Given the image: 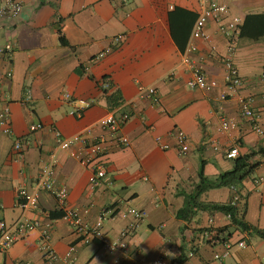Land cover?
I'll return each mask as SVG.
<instances>
[{
	"label": "crops",
	"instance_id": "1",
	"mask_svg": "<svg viewBox=\"0 0 264 264\" xmlns=\"http://www.w3.org/2000/svg\"><path fill=\"white\" fill-rule=\"evenodd\" d=\"M20 1L18 16L10 20L0 16V46L8 41L15 46L9 56H0V108L9 107L11 125L10 133L0 131V220L11 224L24 217L48 223L50 245L57 254L75 244V264H151L162 254L165 264H264V235L251 228L241 230L221 211L201 207L226 203L238 192L242 219L264 232V41L240 36L230 40L208 20V37L195 40L191 57L217 85L202 90L187 86L189 72L180 64L190 32L186 40L179 35L177 43L168 19L174 6L197 13L198 0ZM216 1L227 7L225 20L242 21L248 13L264 12V0ZM171 20L173 27L179 26L178 16L173 14ZM118 35L120 39L114 40ZM230 45L231 58L244 79L241 93L253 97L262 134L240 114L234 98H220L226 72L222 58ZM148 86L159 93L157 102L139 96V90ZM26 89L31 94L28 101L23 100ZM114 93L117 97L109 102L107 96ZM80 100L91 103L81 109ZM110 110L130 114L121 128L129 144L93 157L92 163L102 162L106 174L91 189L92 163L80 162L75 155H85V147L76 143L64 150L55 148L51 127L64 136L105 134L113 144L115 135L99 124ZM222 117L233 119L235 126L223 130ZM35 122H42L43 128L30 131ZM176 128L188 137L189 149L183 156L174 148ZM17 139H27L29 145L12 154ZM232 146H237L238 156L256 151L248 159L256 165L234 186L236 190L218 185L196 193L200 161L203 174L215 179L233 168L235 158L226 157ZM52 155L53 185L66 188L67 202L80 212L83 224H93L107 208L110 215L103 228L110 238L130 226L127 252H103L97 242L75 232L48 191H39L35 209L16 206V190H34L37 174ZM188 197L191 212L187 218L179 217ZM130 208L142 210L143 216L136 218ZM217 230L222 231L213 238ZM39 235L40 228L30 229L0 250V264L17 259L45 264ZM241 239L244 246L237 245ZM225 242L231 244L229 254L216 259L214 253L221 252Z\"/></svg>",
	"mask_w": 264,
	"mask_h": 264
},
{
	"label": "built area",
	"instance_id": "2",
	"mask_svg": "<svg viewBox=\"0 0 264 264\" xmlns=\"http://www.w3.org/2000/svg\"><path fill=\"white\" fill-rule=\"evenodd\" d=\"M197 16L192 24L190 35L185 48L180 55V64L184 65L188 72L189 77L186 84L190 88H199L202 90H210L217 85V81L213 78H209L204 72L202 66L197 60L191 57L192 53L196 50L195 40L197 38H207L208 34L205 30V25L208 20H213L217 23L218 28L223 32L227 38L230 40L233 37L238 36L239 26L241 24V19L238 17H232L225 20L226 14L228 12L227 7L224 4L219 3L216 0H198ZM22 10V3L20 0H0V16L7 19H14ZM120 36H115L114 40L118 41ZM14 42L8 41L0 46V56L3 54L10 55L14 50ZM110 48L107 47L105 50L101 51L98 56H101L105 51ZM232 46L228 47V53L222 58L223 64L225 66V88L220 93V98H234L239 105L240 114L246 118H249L252 122L253 130L258 133H263V128L258 123V115L254 112L252 108V96H245L241 93L244 86V79L239 73V70L231 58ZM139 96H149L152 101L157 102L160 98L159 93L153 86H148L141 88L139 90ZM70 94L65 93L64 98L70 99ZM264 99V93L261 94ZM31 98L30 90L26 89L24 92V101H28ZM82 102V108L88 107L90 101L80 100ZM77 115L80 114L81 110L74 111ZM10 110L7 105L0 108V131L4 133L11 132L10 125ZM130 118L128 112L115 113L110 110L103 117L100 118L99 124L102 128L109 131V133L114 134L113 144L107 142L105 134H99L97 136L89 135V133H79L70 136H64L55 127H51L54 135V144L57 149H68L71 145L76 143H81L85 149V155L75 154L80 162L92 163L94 156L105 154L112 149L120 148L129 144L128 138L121 133L122 125ZM235 126V122L231 118L222 117L221 118V128L228 131ZM43 128L42 122H35L30 124L29 130H36ZM172 136L174 137V148L177 150L178 154L184 155L189 149V141L186 133L176 128ZM157 140L160 139L159 136L156 137ZM29 145V140L27 139H17L13 142L10 149V153H20L24 146ZM167 148L168 145L163 146ZM238 156L237 146H232L226 151V157L236 158ZM56 164V160L52 155L50 161L44 165L39 173L37 174L35 180V189L29 191L23 187L16 190V201L15 204L21 210H30L37 208L38 205V193L41 190L48 191L53 194L56 200V207L62 212V217L73 226L74 231L78 234L85 236L87 240H93L97 242L103 252H127V243L125 241L126 236L130 232V226L121 229L115 238H110L104 231V222L109 217L110 213L107 208H103L98 216L96 217L93 224L87 226L83 224L80 212L71 207L67 202V191L63 186L56 187L53 185L51 175L53 167ZM106 170L102 162H93L91 166V172L88 177L89 188H94L101 179L105 176ZM234 190L235 187L232 186ZM239 199L238 192H234L232 198L230 199L231 204H236ZM136 218L143 216V211L130 208L129 210ZM229 218V215L226 214ZM33 228H40L39 235V248L43 252L45 264H75L74 256L76 252L75 244H70L63 255L57 254L50 245L49 236V224L46 223L42 225L37 219H27L19 218L15 222L8 224L4 220H0V250H5L9 247L14 240L18 237L24 235L28 230ZM237 245L244 246L245 241L241 239L237 242ZM231 247L230 242H225L224 249L221 252H215L214 257L216 259H222L229 254V249ZM191 254V252H189ZM166 254L159 255L151 264H165ZM14 264H30L28 260H15Z\"/></svg>",
	"mask_w": 264,
	"mask_h": 264
},
{
	"label": "trees",
	"instance_id": "3",
	"mask_svg": "<svg viewBox=\"0 0 264 264\" xmlns=\"http://www.w3.org/2000/svg\"><path fill=\"white\" fill-rule=\"evenodd\" d=\"M173 14L175 15V19L178 16L179 26L173 27V23L171 22V18L173 19ZM197 16V13L193 10H189L180 6H174L172 13L168 14L170 29L172 37L178 43L179 39L177 38L179 35H182V38L185 40L187 39L191 26ZM172 26V27H171ZM238 36L252 40L264 41V12H257V13H248L246 14L239 26V33ZM61 41L63 37L60 36ZM183 39V41H184ZM182 48V45H181ZM115 96H107L108 101L111 102V98H116L117 93H114ZM257 153L256 151H251L249 153L237 156L233 162V168L230 171H225L220 173L219 176L215 179H208L203 174V161H200L199 168H198V178L199 183L197 184V192L202 189H206L208 187L218 186V185H231L235 186L238 184L244 177H246L252 168L256 165L255 163H249L248 159L251 155ZM239 194V193H238ZM241 196L239 195V199L236 204H231L230 201L226 203H204L201 204V207H207L211 210H219L225 215H229L230 222L240 228L241 230H246L248 228L254 229L258 233L264 235V232L257 229L256 227L251 226L249 223L242 219L244 210L241 209L239 203L241 201ZM192 205L191 199L188 197L186 198V204L183 208L178 210L177 215L182 218H187L191 212L190 206ZM62 215V212H59ZM219 231H215V234L212 235L213 238L218 237ZM179 260L176 258L175 261Z\"/></svg>",
	"mask_w": 264,
	"mask_h": 264
}]
</instances>
